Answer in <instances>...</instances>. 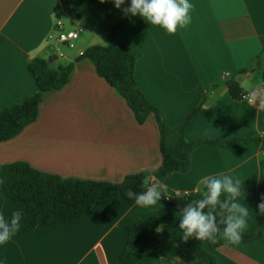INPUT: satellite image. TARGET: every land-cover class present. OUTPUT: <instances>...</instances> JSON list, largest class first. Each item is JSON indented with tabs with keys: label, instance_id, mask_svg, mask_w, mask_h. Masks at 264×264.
I'll use <instances>...</instances> for the list:
<instances>
[{
	"label": "crops",
	"instance_id": "1",
	"mask_svg": "<svg viewBox=\"0 0 264 264\" xmlns=\"http://www.w3.org/2000/svg\"><path fill=\"white\" fill-rule=\"evenodd\" d=\"M93 1L97 6L114 5L111 0ZM129 3L125 0L123 6ZM190 3L191 22L175 33L130 15L116 38L140 55L137 86L163 113L168 127H178L205 96L186 131L192 169L165 180V195L179 200L206 186L202 183L206 176L231 175L246 187L238 200L249 207L244 232L251 233L264 223V213L257 208L264 201V110L235 99L228 83L235 81L241 94L264 84V67L241 72L253 60H264V0ZM120 20L119 15L107 21L79 20L61 0H0V110L36 93L29 70L33 59L51 58L54 67L75 65L67 86L45 94L36 122L0 143V214L7 217L27 209L3 189L2 167L15 162H27L63 179L110 183L161 167L154 115L140 125L126 100L98 76L94 63L78 60L90 48L108 44L112 27ZM67 31L81 33L75 48L65 55L57 37ZM233 140L241 142L218 145ZM153 182L150 179L149 184ZM179 212L162 198L148 207L126 202L96 205L82 219L61 228L14 234L0 245V264H124L120 258L128 241L127 222L177 218ZM262 236L250 244L241 241L207 250L216 264H264V225ZM156 254L160 264H200L189 262L168 243L159 245Z\"/></svg>",
	"mask_w": 264,
	"mask_h": 264
},
{
	"label": "trees",
	"instance_id": "2",
	"mask_svg": "<svg viewBox=\"0 0 264 264\" xmlns=\"http://www.w3.org/2000/svg\"><path fill=\"white\" fill-rule=\"evenodd\" d=\"M65 10L77 19L93 17L99 21H107L114 16H121L118 24L112 27L106 46L92 47L84 52L78 60L90 59L99 77L103 78L124 98L134 113L137 122L143 125L150 115H154L160 133V152L162 165L155 171L128 175L122 183L86 181L80 179H63L59 176L40 172L27 162H15L2 167L3 189L12 200L22 202L27 209L22 213L21 229L17 234L33 232L38 227L61 228L85 217L96 205H110L126 202L135 205L134 200L125 196L128 189L134 193L145 190L144 181L155 179L163 183L174 174H188L192 169L190 151L192 145L186 140L187 127L204 104L205 96L196 103L192 113L178 126L170 128L166 125L163 113L152 105L136 82V65L140 55L130 51L121 44L116 34L118 30L130 21V15L122 11L126 6L117 9L114 5L97 6L93 0H61ZM255 66L264 67V60L255 59L247 72ZM29 70L36 82L37 91L16 105L0 110V143L16 138L25 128L38 119L40 106L45 94L60 91L67 86L72 78L75 65L54 67L44 58H35L29 64ZM230 93L235 99L242 100L240 89L235 81L228 83ZM241 141L219 143L220 146H232ZM246 187L241 185V195ZM207 187L197 192L185 194L179 200H169L162 190V200L171 207L182 211L196 200L205 198ZM240 197H238L239 199ZM236 201L227 195H221L215 206L214 215L216 227L221 233L217 234L219 243L196 240L195 236L182 240L179 229L180 217H159L151 220L132 219L125 228L128 232L127 245L121 255L124 264H160L156 248L162 243L170 244L176 252L189 262L200 264H216L208 248H218L226 245L222 231L226 227L227 209H221L220 204L227 203L228 207ZM208 209L206 208L205 211ZM11 214L6 218L10 219ZM262 223L251 233H243L242 242L250 244L262 240ZM162 226L161 231L157 228ZM181 246L190 252L186 255Z\"/></svg>",
	"mask_w": 264,
	"mask_h": 264
},
{
	"label": "clouds",
	"instance_id": "3",
	"mask_svg": "<svg viewBox=\"0 0 264 264\" xmlns=\"http://www.w3.org/2000/svg\"><path fill=\"white\" fill-rule=\"evenodd\" d=\"M105 2L106 0H100V3ZM111 2L117 9H121L125 0H111ZM191 8L190 0H130L129 5L122 11L125 15L139 16L145 23L160 27L171 34L191 22ZM243 99L258 111L264 110V84L252 86ZM202 183L207 187L205 198L194 201L195 206L189 205L179 212L182 240L186 242L189 237L195 236L196 240L208 241L211 244L219 243L217 234L221 231L216 227L213 213L220 196L227 195L236 202L230 207L227 203L220 204V208L227 209L229 213L224 221L226 227L222 231L221 238L226 245L240 244L249 218V207L238 200L242 193L243 182L225 174L206 176ZM144 185H147L145 190L137 194L132 189H128L125 196L129 200H134L137 205L155 206L162 198V190L166 192L165 185L160 181L149 184L148 180L144 181ZM206 208L207 211H205ZM257 208L260 213H264V201L257 205ZM21 219L20 211L12 212L10 219L0 214V245L6 244L21 229ZM161 229L162 226L158 227L157 231Z\"/></svg>",
	"mask_w": 264,
	"mask_h": 264
},
{
	"label": "built area",
	"instance_id": "4",
	"mask_svg": "<svg viewBox=\"0 0 264 264\" xmlns=\"http://www.w3.org/2000/svg\"><path fill=\"white\" fill-rule=\"evenodd\" d=\"M80 33H81L80 31L60 32L58 34L57 40L61 44H66L70 49H74L75 41L78 40ZM51 39L52 38L50 37L49 40ZM245 95L247 94L241 95L243 101H246L243 99ZM186 194H189V193H186Z\"/></svg>",
	"mask_w": 264,
	"mask_h": 264
},
{
	"label": "rangeland",
	"instance_id": "5",
	"mask_svg": "<svg viewBox=\"0 0 264 264\" xmlns=\"http://www.w3.org/2000/svg\"><path fill=\"white\" fill-rule=\"evenodd\" d=\"M68 32V31H67ZM55 37V36H54ZM56 42V40H53ZM77 43V40L75 41V44ZM107 43H103V45L105 46ZM60 48L62 50V53L67 55L72 49H70L66 44H59Z\"/></svg>",
	"mask_w": 264,
	"mask_h": 264
},
{
	"label": "water",
	"instance_id": "6",
	"mask_svg": "<svg viewBox=\"0 0 264 264\" xmlns=\"http://www.w3.org/2000/svg\"><path fill=\"white\" fill-rule=\"evenodd\" d=\"M48 62L51 64L53 62V60L51 58H49Z\"/></svg>",
	"mask_w": 264,
	"mask_h": 264
}]
</instances>
